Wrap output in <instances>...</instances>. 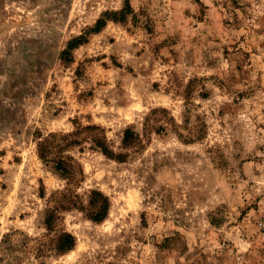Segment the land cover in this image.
<instances>
[{"label":"rangeland","instance_id":"rangeland-1","mask_svg":"<svg viewBox=\"0 0 264 264\" xmlns=\"http://www.w3.org/2000/svg\"><path fill=\"white\" fill-rule=\"evenodd\" d=\"M130 2L67 63V42L124 0H0V264H264V0ZM158 107L195 141L152 132L125 162L70 150L85 172L74 189L102 190L109 215L62 212L76 247L28 249L67 186L38 135L96 123L119 150Z\"/></svg>","mask_w":264,"mask_h":264},{"label":"trees","instance_id":"trees-1","mask_svg":"<svg viewBox=\"0 0 264 264\" xmlns=\"http://www.w3.org/2000/svg\"><path fill=\"white\" fill-rule=\"evenodd\" d=\"M133 7L130 0H124V7L120 10L105 12L97 22L88 27L84 33L72 37L66 47L62 50L61 58L69 63L73 61V51L80 45L88 41L92 33L99 32L109 19L115 21H125ZM191 81L187 85V93H191ZM203 92L202 95H206ZM187 97V96H186ZM76 129L71 132H50L45 135H38L37 146L39 157L56 174L67 181V186L62 190H57L51 195L50 205L44 213V225L47 233L43 237L36 238L34 244H30V237H26L25 245L28 249H34L38 257H47L51 253L65 254L77 245V237L65 228H58L62 212L78 209L96 222H102L107 218L111 208V199L102 190L91 188L86 192V197L78 193L75 186L85 179V172L82 163L72 154L70 150L78 147L84 150L87 143L91 148L99 150L104 155L119 162L128 161L133 153L141 151L146 146L152 132L161 134L174 128L182 140L187 143L194 142V137H189L180 131L181 124H178L175 117L170 114L169 109L158 107L146 116L143 129L138 130L135 126H127L121 138L119 150L109 140L106 129L101 125L92 123L84 125L75 122ZM202 131V130H201ZM202 136H199L201 138ZM7 234L2 242H6ZM34 239V238H32ZM11 247V244L10 246Z\"/></svg>","mask_w":264,"mask_h":264}]
</instances>
